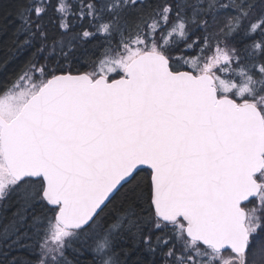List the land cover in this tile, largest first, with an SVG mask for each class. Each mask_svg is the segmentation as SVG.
<instances>
[{"label": "snow or ice", "instance_id": "obj_1", "mask_svg": "<svg viewBox=\"0 0 264 264\" xmlns=\"http://www.w3.org/2000/svg\"><path fill=\"white\" fill-rule=\"evenodd\" d=\"M0 264H264V0H0Z\"/></svg>", "mask_w": 264, "mask_h": 264}, {"label": "water", "instance_id": "obj_2", "mask_svg": "<svg viewBox=\"0 0 264 264\" xmlns=\"http://www.w3.org/2000/svg\"><path fill=\"white\" fill-rule=\"evenodd\" d=\"M141 167H143L145 171H148V172L150 171V170L147 168V166H141Z\"/></svg>", "mask_w": 264, "mask_h": 264}, {"label": "trees", "instance_id": "obj_3", "mask_svg": "<svg viewBox=\"0 0 264 264\" xmlns=\"http://www.w3.org/2000/svg\"><path fill=\"white\" fill-rule=\"evenodd\" d=\"M144 175H147L148 174V172L147 171H144V173H143Z\"/></svg>", "mask_w": 264, "mask_h": 264}]
</instances>
